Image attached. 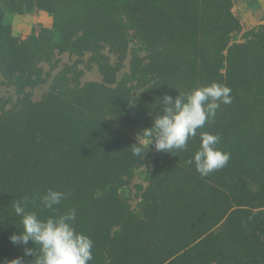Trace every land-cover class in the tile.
I'll list each match as a JSON object with an SVG mask.
<instances>
[{"label": "rangeland", "instance_id": "1", "mask_svg": "<svg viewBox=\"0 0 264 264\" xmlns=\"http://www.w3.org/2000/svg\"><path fill=\"white\" fill-rule=\"evenodd\" d=\"M248 1L0 0V264L34 259L9 241L13 204L47 218L33 197L49 188L71 193L56 211L76 210L91 264H264V14ZM213 81L232 102L187 151L131 155L164 94ZM203 132L241 174L188 163Z\"/></svg>", "mask_w": 264, "mask_h": 264}, {"label": "clouds", "instance_id": "2", "mask_svg": "<svg viewBox=\"0 0 264 264\" xmlns=\"http://www.w3.org/2000/svg\"><path fill=\"white\" fill-rule=\"evenodd\" d=\"M230 93V88L213 81L187 93L179 91L176 96L164 94L158 100L157 104L162 107L154 115L151 127L142 129L130 146L131 155L140 161L151 148L161 153L187 151L189 141L197 137V130L216 116L221 104L232 102ZM199 135L200 146L188 163L194 165L201 177H207L228 164L230 153L218 147V134L203 132ZM70 195L68 191L51 188L34 194L33 202L38 199L51 212L43 219L35 211H26L25 201L14 202V214L19 217L23 230L11 234L9 241L21 246L24 257H34L29 264H91L93 261L94 242L77 231L76 210L57 214L56 207ZM30 242L34 248L28 247ZM9 264L25 262L23 257H17Z\"/></svg>", "mask_w": 264, "mask_h": 264}, {"label": "trees", "instance_id": "3", "mask_svg": "<svg viewBox=\"0 0 264 264\" xmlns=\"http://www.w3.org/2000/svg\"><path fill=\"white\" fill-rule=\"evenodd\" d=\"M51 48H58L59 50H63V49H64V48H63V45L60 44V43H58V42L53 43L52 46H51ZM223 168H225L226 170L231 171V172L234 173V174H237V175L241 174V173H239L238 171H236V170H235L232 166H230L229 164H227V165H226L225 167H223ZM155 189H156V180H155V176H152V178H151V180H150V185H149V187H148V192H149L150 194H153V192L155 191Z\"/></svg>", "mask_w": 264, "mask_h": 264}, {"label": "crops", "instance_id": "4", "mask_svg": "<svg viewBox=\"0 0 264 264\" xmlns=\"http://www.w3.org/2000/svg\"><path fill=\"white\" fill-rule=\"evenodd\" d=\"M245 8L247 11H252L253 13H262L264 14V0H249L246 3Z\"/></svg>", "mask_w": 264, "mask_h": 264}]
</instances>
